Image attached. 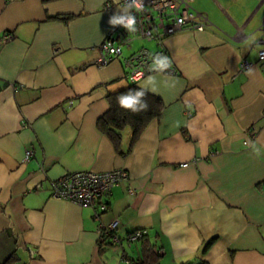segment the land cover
Listing matches in <instances>:
<instances>
[{
    "label": "crops",
    "instance_id": "1",
    "mask_svg": "<svg viewBox=\"0 0 264 264\" xmlns=\"http://www.w3.org/2000/svg\"><path fill=\"white\" fill-rule=\"evenodd\" d=\"M123 1L0 0V263L134 264L145 248L126 237L144 230L157 264H264V149L245 147L264 145V0L193 1L212 27L165 39L178 74L136 82L156 89L161 115L116 149L97 121L130 82L123 59L95 61ZM140 48L156 46L135 41L123 58ZM119 169L129 179L98 220L50 195L63 175ZM111 221L117 243L98 235Z\"/></svg>",
    "mask_w": 264,
    "mask_h": 264
},
{
    "label": "built area",
    "instance_id": "2",
    "mask_svg": "<svg viewBox=\"0 0 264 264\" xmlns=\"http://www.w3.org/2000/svg\"><path fill=\"white\" fill-rule=\"evenodd\" d=\"M193 1L143 0L145 6L143 12H137L132 9V14L135 15L137 21V30L129 32L119 25L112 27L109 35L99 45V55L95 65L104 67L116 59H123L125 78L131 83H136L153 74L176 76L178 71L169 52L164 47L165 39L182 30L203 32L212 27L207 15L193 7ZM125 2L126 0L122 4L124 5ZM259 31L264 33V20H262ZM10 40H12V35L6 34L4 41ZM135 41L153 43L156 49L140 48L123 58V50L131 49ZM262 41H264V37H261L258 42ZM156 54L167 55L172 61L171 67L164 73L149 71L152 57ZM262 55H264V50L258 52V60L260 62H264V59L260 58ZM249 66L250 63L243 62L241 68L247 69ZM138 75H140L139 80L135 79ZM30 154L31 152H26V160H28ZM187 165V163H183L180 166L186 167ZM128 179V173L122 169L107 172L80 171L52 180L49 183V189L50 195L55 199L94 209V217L98 220L99 215L107 210L106 197L114 187L126 183ZM117 224V221H111L105 225L100 223L97 227L98 235L108 236L113 234L111 241L117 243L119 241L115 233ZM144 235H146L144 230L128 234L126 237L128 246L141 239Z\"/></svg>",
    "mask_w": 264,
    "mask_h": 264
},
{
    "label": "trees",
    "instance_id": "3",
    "mask_svg": "<svg viewBox=\"0 0 264 264\" xmlns=\"http://www.w3.org/2000/svg\"><path fill=\"white\" fill-rule=\"evenodd\" d=\"M129 90H139V87H137L136 83L130 82V85L127 88L108 94L106 96V100L108 102L109 108L107 112L103 114L97 121L98 130L112 142L116 149L118 148L119 141L122 137V132L126 128L131 130L130 145H133L135 142H137L148 124L160 117L164 107L160 98L146 92L145 99L149 105L147 111L133 114L129 111L121 109L117 103V97L121 94L127 93ZM134 232L135 231H132L128 234ZM112 235L113 234H109L108 236L103 235L100 236V239L105 238L104 240L109 239L111 241ZM146 237L147 236L144 235L138 240L142 242V245H144L145 251L141 258L134 260V264H157L159 253L145 246ZM212 242L213 240L207 242L204 245V252L210 247ZM13 260L14 254L10 255L3 263L0 264H12Z\"/></svg>",
    "mask_w": 264,
    "mask_h": 264
},
{
    "label": "clouds",
    "instance_id": "4",
    "mask_svg": "<svg viewBox=\"0 0 264 264\" xmlns=\"http://www.w3.org/2000/svg\"><path fill=\"white\" fill-rule=\"evenodd\" d=\"M115 3L119 5L120 0H115ZM144 3L143 0H126L123 6L117 7V13L112 15L109 19L110 26H122L129 32H135L136 29V17L132 14V9H135L137 12L144 11ZM258 33L249 35L246 44L252 45L257 44ZM257 47L259 45L257 44ZM115 51V49H113ZM264 59V55L260 57ZM172 65L171 59L167 55L156 54L152 57V63L149 66L150 72L164 73L167 69H169ZM140 75H138L135 79L139 80ZM156 82V77L153 75H149L145 81V84L154 85ZM151 91L155 92L156 89L145 88L144 84L139 86V90H129L127 93L121 94L117 97V103L121 109L129 111L133 114L141 113L147 111L149 105L145 99L146 92ZM245 147H249L252 150V153L259 157L261 155L262 149H264V145L257 146V142L252 140H247L245 142Z\"/></svg>",
    "mask_w": 264,
    "mask_h": 264
},
{
    "label": "rangeland",
    "instance_id": "5",
    "mask_svg": "<svg viewBox=\"0 0 264 264\" xmlns=\"http://www.w3.org/2000/svg\"><path fill=\"white\" fill-rule=\"evenodd\" d=\"M136 45H138V43H137ZM142 45H145V44L143 43ZM150 47H151V46H150ZM126 131H129V129H128V130H126Z\"/></svg>",
    "mask_w": 264,
    "mask_h": 264
}]
</instances>
